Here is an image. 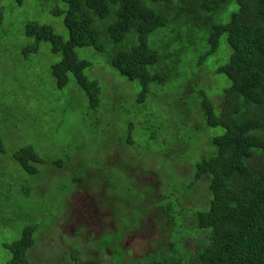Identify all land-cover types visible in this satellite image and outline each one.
I'll return each mask as SVG.
<instances>
[{"label": "trees", "instance_id": "trees-1", "mask_svg": "<svg viewBox=\"0 0 264 264\" xmlns=\"http://www.w3.org/2000/svg\"><path fill=\"white\" fill-rule=\"evenodd\" d=\"M16 1L18 7L12 4L8 14L7 0H1L0 31L21 32L26 42L19 51L20 74L25 80L30 77L33 80L29 88L24 84L26 81L20 82L8 94L19 99L32 92V86H37L39 94L34 92L33 97L36 94L41 102V94L45 93L49 102L60 106L59 116L77 111L82 121L87 122V135L78 146V151H84L86 157L82 155L85 161L76 162L77 155L59 156L41 150L42 144L15 146L10 150L0 147L7 159L9 156L19 164L11 177L18 179L24 175L26 181L9 192L5 191V185L0 186V204L5 205L3 218L0 207L1 226L4 224L10 231L7 226L13 225L12 215L17 216L25 209L34 214L37 204L47 206L46 197L50 194L51 201L57 202L56 212L64 213L71 224L86 223L72 215L77 189L84 191L85 183L92 185L101 205L107 197L99 193L113 198L149 194L147 178L154 167L167 163L166 157L162 159L163 152L172 150L175 158L181 154L175 159L174 168L182 167L181 175L190 171L191 179L187 181L180 176L184 185L180 187L184 190L181 196L165 195L159 200L164 202L162 213L191 216L204 237L194 254L196 264H264V0H40L33 11L37 9L43 14L50 10L39 19L28 18L29 12L22 10L25 6L21 7L24 0ZM165 29L172 33L170 39L160 44L149 41L151 35L156 39L161 35L160 30ZM83 47L106 55L105 61L99 60L101 64L96 61V66L107 67L110 74L93 73L91 61L76 53L77 48ZM42 49H47L53 60L60 56L54 62L50 60L45 82L41 76L32 77L34 70L29 68L41 56ZM209 60L216 65L209 64ZM202 66L206 70L213 68L215 76L223 74L226 82L217 86V79L210 92L206 85L189 79ZM89 67L88 75L84 71ZM133 81L141 86L138 93ZM126 82L132 86H124ZM100 83L105 91L113 87L108 98ZM156 87L157 93L153 90ZM115 93H120L127 104L132 100L128 105L132 110L137 109L135 105H143L148 97L160 95L156 104L151 99L143 116L135 115L129 120L127 135H131L136 123H143L141 133L146 138L140 143L144 146L151 143L157 159L164 163L149 167L145 159L132 161L122 157L127 162H119L110 155L102 139L111 138L97 118H102L103 110L114 106ZM41 103L46 112L47 104ZM70 104L74 106H65ZM164 107L175 116L164 119L162 125L156 111ZM188 117L193 119L186 120ZM50 121L48 117L44 120L47 126ZM45 124L37 127L42 129ZM170 126L176 129L173 136H168ZM13 139L18 142L17 136ZM126 143L132 144L130 137ZM196 150L201 156L193 160L189 154ZM52 160L59 166L58 170L50 166ZM85 162L96 171L92 180L81 179ZM39 164L48 167L47 174L41 177ZM163 167L156 171L159 186L165 178ZM143 169L144 175L139 177ZM75 170L78 175L71 178ZM203 178L207 181L203 188L210 193L207 205L201 198L194 200ZM57 179L58 184L53 182ZM68 179L73 180L77 189L63 183ZM25 193L31 196L26 201L34 199L25 202ZM13 196L14 201L9 204ZM146 199L156 200L153 195ZM56 212L44 209L37 212V218ZM34 226H25L19 240L5 244L11 251L6 264H31L27 250L32 234L36 233ZM82 231L83 227L74 234L80 235ZM181 242L189 244L186 240ZM182 253L188 254V250Z\"/></svg>", "mask_w": 264, "mask_h": 264}, {"label": "rangeland", "instance_id": "rangeland-1", "mask_svg": "<svg viewBox=\"0 0 264 264\" xmlns=\"http://www.w3.org/2000/svg\"><path fill=\"white\" fill-rule=\"evenodd\" d=\"M40 0H24L23 4L21 7L25 6L22 10L29 12L28 18H35L39 19L41 15H46V12H48L50 9L46 10L43 14L39 13V10H34L36 3ZM43 1V0H41ZM1 2V0H0ZM12 4L16 5L18 7L17 1L16 0H7L6 2V10L8 11V14H11V6ZM20 19V18H19ZM57 23V22H55ZM54 23V24H55ZM17 30V29H15ZM161 35L156 38H154V35H151L149 38V41H152L155 44H160L162 43L165 39H170V36L172 33L169 31V29L165 30H160ZM165 34L164 37H162ZM26 41L24 40L23 36L21 35V32L19 30L17 31H10L8 33H4L0 31V132L3 138L0 140V147L2 149L10 150V147H19L22 145H27V144H42L43 147L41 150H46V151H51L55 154H60L59 156H63L65 153H72V157L77 155L76 162L80 161H85V158H81L82 155L86 154L84 151H78V146L81 145L84 140L83 137L84 135H87L86 131V126L87 122L86 120L82 121V118L77 114L76 112H71L68 114L63 115L62 117L59 116V105L53 104L49 102L48 98L44 95L45 93L41 94V102L46 103L45 105V110L41 102H39L38 98L33 93L36 92L39 94L37 91V86H32V92H28L24 94L23 96H20L19 99H17L13 94H8V92L11 89H14L16 87H19L20 82L26 81L24 84L29 88L31 81L33 80L31 77L25 80V76L20 74V71L22 69L21 66V53L19 52L22 45ZM126 46H124L125 48ZM47 49L41 50V56H37L34 60V62L31 64L29 68H31L33 71L32 77L35 75L38 77L41 76V81L45 82L47 80V74L50 71V60L52 61L53 58L51 57V54L46 53ZM76 53L80 57L87 58L88 60L91 61V66L93 73H103L105 75L110 74L108 72V68L101 66L99 60L105 61V56L103 54L97 53L93 48L91 47H83V48H77ZM106 54V53H104ZM44 58V59H41ZM60 58L59 55H56L54 61L58 60ZM96 61L100 63L98 66H96ZM209 64L211 65H216L214 61L209 60ZM87 68L84 73L89 75V70L91 68ZM178 68V67H177ZM117 74L118 72L115 71ZM191 76L189 79H193L196 81H199L201 85L203 84L205 86L206 90L210 91V88L213 87L216 84V80L218 79L219 85L222 86L226 81L224 79L223 74L216 73L214 69L211 67H207V70L205 69L204 66L200 67V69H196L193 73L190 74ZM121 79H126L124 77H120ZM107 80V78H105ZM127 80V79H126ZM117 82V80H116ZM135 84L136 92L138 93L141 86L139 85L138 81H133ZM102 88L105 91L104 85H102ZM132 86L131 83L126 82L124 86ZM153 84L150 85V88H153ZM113 89L112 86L107 87V91H105V96L108 98L109 97V92H111ZM157 87L154 88V92L157 93ZM214 90L216 91V87H214ZM211 92V91H210ZM21 93V92H20ZM48 94V92H46ZM219 97L221 95L219 93H216ZM22 95V93H21ZM44 95V96H43ZM114 101V106L109 107V112L107 115L102 116V119L104 122L109 123L111 122L109 118L115 119L116 117L119 118V120H116V123L122 124V131L120 133L128 138L130 137L132 144H120L119 142H111V139H109L107 136L102 139L103 145L108 148L110 155L114 157L115 161H126L122 157L125 158L127 155V159H132V161L135 160H142V159H149L153 163L156 162L157 160V152L156 149L149 143V145H142L140 142L146 138L145 133L142 132L143 128V123H136L135 127L132 130V133L130 136L127 135V123L129 122L130 119H133V116L139 115L143 116L147 110V104L151 102L153 99L154 104L157 103V100H160V95L156 94L153 95V97H148L143 105H135L137 108L136 110H132L131 108L128 107L130 105L131 101L127 103L123 102L122 100V95L120 93H115L112 96ZM217 101L218 103H221V99L218 97ZM21 101V104H20ZM65 106H74V105H65ZM55 107V108H54ZM51 111V113L49 112ZM103 110V109H102ZM157 118L159 119V122L162 125H165V121L168 119H172L175 115L171 111H167L164 108H158L157 109ZM169 112L172 114L169 115ZM137 116V118L139 117ZM51 118L50 121V126H47L45 124L44 120L45 118ZM165 119V121H164ZM192 117H188L186 120H192ZM94 121V119H93ZM183 121V120H182ZM178 122V121H176ZM45 124L46 127L44 128H38V124ZM186 123V122H184ZM55 127L57 128V131H55ZM105 132H112L108 127H104ZM176 129L170 128L168 129V136H173L175 135ZM158 136H163L160 134H157ZM18 137V142L15 141L13 138ZM13 137V138H12ZM82 140V141H81ZM197 152L190 153L189 155L193 158H199L201 156L200 152L196 150ZM209 154V152H207ZM50 155H53L52 153H49ZM120 157H117V156ZM181 154L176 157L178 158ZM166 157L167 163L164 164L163 166H156L153 168L151 174L149 175L151 178L148 180V185L154 188L151 189L149 194H145L143 197L147 198L153 195V198L156 199L150 207L152 209H159V214L156 218H158L162 214V207L161 204L164 202H159L160 199V193H159V186H158V181L155 179L154 174L155 172L163 167V172L165 173V178H162L163 184L161 186L160 191L162 192V195H175L178 194L181 196V193L184 192L183 189L184 185L180 183V176H182L185 180L188 181V179H191V173L190 171L187 172L186 174L181 175V171L179 168H174L173 163L176 161L174 157V153L172 150H169V152L164 151L162 155V159ZM189 158V157H185ZM87 160V159H86ZM13 162V163H11ZM127 162V161H126ZM165 161H159V163H164ZM169 162V163H168ZM7 163V158L6 155L3 154L0 151V186L5 185V191L9 192L13 187H16L18 185H21L25 183L26 181L23 180L25 177L24 175H21L18 179H14L13 177L9 176L8 171L10 168H15L18 166L17 161H10V165L8 163L7 169H5ZM178 167H181L178 165ZM188 168L191 166L188 165ZM38 168L42 173L40 174L41 176H44L47 171L46 169L48 168L47 166L43 164H39ZM182 168V167H181ZM117 172H120L117 168L115 169ZM95 169H83L82 174L86 178H93L95 174ZM70 175V172H68ZM78 175L77 170H75V175H72L71 178L74 176ZM70 178V177H69ZM58 184V179L53 181ZM179 182V185H178ZM63 183H70L73 185V180L68 179V181L63 182ZM207 181L203 178L201 182L199 183V187L201 190L199 191V194L194 196V200H197L198 198L202 199V202L207 205L206 199L210 198V193L209 190H206L205 187L207 184ZM186 184V183H185ZM74 186V185H73ZM75 187V186H74ZM181 187V188H180ZM207 188V187H206ZM84 191H83V201L87 205L93 206V204L97 203L96 198L94 197V194L91 192L92 185H84ZM54 193V191H52ZM138 194H133V196H137ZM24 200L25 198L29 199L31 198L30 195L27 193L23 195ZM57 197V196H56ZM8 198V197H7ZM34 198L30 199L29 201L25 202H30ZM46 200L48 201L47 206H44L43 204H37L36 205V210L35 213L32 214L26 209L18 214L17 216L12 215L10 218L11 221H13V225L7 226L10 228V231L4 227V224L1 226L0 222V264H6L7 261L11 257V251L9 248L6 249L5 244L12 243L13 241L19 240L20 237V232L21 230L28 225L35 224L34 229L44 235H47L48 237V242L44 243L47 246L49 245V241H51L52 236H54L55 239L60 240L61 242L68 243L71 245V243L75 242V232L80 231V228L82 227L83 223H76V224H59L63 221H66L63 217L65 216L64 213L62 212H56V209L54 208L57 205V202L51 201V194L46 197ZM14 201V196L11 200H9V204H11ZM209 201V199L207 200ZM19 202V201H18ZM77 202V201H76ZM75 202V203H76ZM161 203V204H160ZM82 204V200H79L76 206V209H78ZM0 207L2 209V218L5 214V205L0 204ZM44 209H53L54 212L50 216H46L43 219H38L37 218V212L38 211H43ZM63 218V219H62ZM62 219V220H61ZM143 219V217H137L136 222H139ZM58 220H61L56 224ZM149 218L147 219V221ZM3 221V220H2ZM92 225L96 226L98 222L95 221H90ZM88 223V222H86ZM146 235H149L147 232L144 230L141 232ZM186 236L189 238H192V241L195 243L198 241L197 238V233L194 230H186L184 233ZM195 234V236L193 235ZM146 239H150L149 237H146ZM173 242L177 243L178 239L175 238V236H172ZM46 241V240H45ZM80 240H77L79 242ZM171 241V240H170ZM191 241V242H192ZM44 242V241H43ZM54 247L58 245L57 241H52L51 243ZM147 242L146 240H139L138 246L132 245V250L133 253H128L126 256V260L124 264H130L132 258L137 254L138 252L140 253L142 249H146ZM84 247L86 248V241L84 242ZM90 247V244H89ZM178 248L182 252H186L185 248V242H179L178 243ZM58 253L57 251H55ZM59 255V253H58ZM66 257H70V251L65 252ZM65 258V257H64ZM64 258L61 260L62 262L65 261ZM122 257H120L121 259ZM31 264H37L36 262H32V260H35V258L30 259ZM66 264V262H65Z\"/></svg>", "mask_w": 264, "mask_h": 264}, {"label": "flooded vegetation", "instance_id": "flooded-vegetation-1", "mask_svg": "<svg viewBox=\"0 0 264 264\" xmlns=\"http://www.w3.org/2000/svg\"><path fill=\"white\" fill-rule=\"evenodd\" d=\"M117 157H120L119 155ZM128 156L126 155L125 158ZM83 169H90L91 167L85 162ZM81 178L84 181L92 180L93 178H86L84 175ZM86 184V183H85ZM75 189H77L75 187ZM78 191L75 204L77 205L79 200H82L80 206L82 215L90 220L98 222L96 226L92 225L91 222L83 223V231L80 235H75V242L71 243L73 246H80L84 242L89 243L90 247H96L97 243L107 247V261L108 264H124L128 253H133L132 245L138 246L139 240H146V249L141 250L139 258H145L149 256L150 252L155 257L162 260L165 264L167 260L175 258L174 263L179 262L180 264H196L193 260V255L196 253L198 243L201 239L198 238L196 247L194 250H189L188 254L182 253L177 247H174V243H170L169 247L166 248L165 238H170L172 235L178 238V242L186 240L191 242L192 238L186 236V226L191 222V216L167 214L163 212L158 218L156 214L157 209H152L150 205L151 201L148 202L143 196H127V197H112L110 194L101 195L106 196V203L101 205L98 202L99 195L95 192V188L92 187L91 192L97 200V203L87 205L84 203L82 194L83 191ZM153 202L155 200H152ZM160 201V200H159ZM162 205V204H161ZM98 207L99 209H97ZM144 217L141 221L136 223L137 217ZM148 217L150 221L148 224ZM178 217L179 220L173 222V218ZM179 225V226H178ZM145 230L149 235L141 233ZM149 237L150 239H146ZM77 240H80L77 242ZM88 244V246H89ZM120 257H122L120 259ZM137 254L132 258L136 259ZM101 260V257L93 254L90 258L92 263H97Z\"/></svg>", "mask_w": 264, "mask_h": 264}, {"label": "clouds", "instance_id": "clouds-1", "mask_svg": "<svg viewBox=\"0 0 264 264\" xmlns=\"http://www.w3.org/2000/svg\"><path fill=\"white\" fill-rule=\"evenodd\" d=\"M106 110H109V109H106ZM106 110H103L102 111L103 116L104 115L106 116L107 113L109 112V111H106ZM97 119L101 123V126H102L103 130H104V127H108L112 131V132H109V131L106 132L109 135V137L111 138V140L116 141V142H119L122 145L123 144H126V137H124L120 133V131H122V128H123L122 127V124L116 123V120H119V118H117V117L115 119L109 118L110 121L112 120L109 123L104 122L102 118H97ZM10 160L11 159L8 156L7 163L10 162ZM165 161H167V160H165ZM52 162H53V164H51L50 166H52L55 170H58L59 169V166L56 165V163L53 160H52ZM144 162H147L148 165H149V167H152V166H155L156 163H159V160L157 159L156 162L153 163L151 160L145 159ZM9 165H10V163H9ZM5 169H6V167H5ZM90 169H92V167ZM144 169H146V168H144ZM144 169L142 171V174L139 177H142L144 175ZM179 169L181 171V168H179ZM13 170H14V168H10L9 169V171H8L9 176H11V174H13ZM154 177L156 179V172L154 174ZM150 178L151 177L149 176L147 178L146 182H145L147 185H148V180ZM151 185L150 186L148 185L149 188H150V190L153 188ZM161 186L162 185L159 186L160 197H164L165 195H162V192L160 191ZM159 202H161V200ZM151 203H153V201H151ZM76 206L77 205L75 204L74 207H73L72 215H74L76 219L83 218L84 220H86V222H90V220L86 219L82 215V212H81L80 207L78 209H76ZM146 217L147 216H144L143 219L146 218ZM63 218L66 220V221H63L64 223H66V224L67 223H70L69 222V219L66 216H64ZM148 218H149V220L145 222L146 224H148L149 221H150V217H148ZM61 220H59V221H61ZM176 220H179V218L178 217H174L173 218V222L176 221ZM186 228H187L186 230H194L196 233L199 232V233H197L198 234L197 238L200 239V236H202L200 234V231L194 226L193 220H191L190 224L187 225ZM51 236H52V239H51V241H49V245L50 246H47L46 244H44V243H47L48 242L47 235H44V234H42V233H40L38 231H36L35 234H32V236L30 238V244H31V246L27 250V254L30 257V259L35 258V260H32V262H36L37 264H65V262H66V264H108V261L106 259V257H107V252L106 251H107L108 248L107 247H104L103 245H101L99 243H97V246L96 247H89L88 244L91 243V242H87L86 243V248L84 247V244L76 247V246H73V245H69L68 243L61 242L58 239H55L52 234H51ZM172 236L170 238H167V237L165 238V244H166L167 247H169V244L170 243H174V247H177L178 248V243L179 242H177V243L173 242ZM175 238H177V237L175 236ZM33 239H34V242H33ZM54 240L58 242V245L56 247H54L51 244L52 241H54ZM204 241H205V239L202 236L201 242H204ZM195 247H196V243L194 241L189 242L188 245H185V248L188 251L189 250H194ZM55 251H57L59 253V255ZM66 251H70V257H66L65 256V252ZM93 254H96V255L100 256L101 257V260L98 261L97 263H92L90 261V258H91V256ZM140 254H141V252L140 253L138 252L136 259L131 260L130 264H165L162 260H160L157 257H155L154 254L152 253V251L150 252L149 256H145V258H139V255ZM75 257H76L75 262H72V259L75 258ZM62 258H64L65 261L62 262L61 261V260H63ZM193 259H194V255H193ZM174 260H176V259L175 258H172V260H167V263L166 264H168V262H170L172 264H180L179 262L174 263L173 262Z\"/></svg>", "mask_w": 264, "mask_h": 264}]
</instances>
